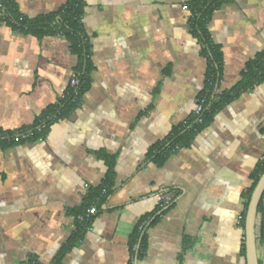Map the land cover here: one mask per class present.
Returning <instances> with one entry per match:
<instances>
[{"label": "crops", "instance_id": "obj_1", "mask_svg": "<svg viewBox=\"0 0 264 264\" xmlns=\"http://www.w3.org/2000/svg\"><path fill=\"white\" fill-rule=\"evenodd\" d=\"M192 0H86L90 89L47 136L0 149V264H52L92 189L113 185L93 230L59 264H247L251 175L264 158V82L226 105L193 142L159 165L150 152L187 122L207 60L191 33ZM67 0H16L30 19ZM224 53L220 91L264 52V0L223 4L209 25ZM78 57L61 35L0 24V128L18 130L63 98ZM174 196L165 206L162 196ZM146 223L145 254L131 241ZM264 249L259 255L262 258Z\"/></svg>", "mask_w": 264, "mask_h": 264}, {"label": "trees", "instance_id": "obj_2", "mask_svg": "<svg viewBox=\"0 0 264 264\" xmlns=\"http://www.w3.org/2000/svg\"><path fill=\"white\" fill-rule=\"evenodd\" d=\"M233 0H192L188 3L190 11L189 26L191 33L201 46V55L207 60V72L205 76V87L199 95L198 101L205 98L204 110L201 114L203 121L197 122L198 116L193 112L191 118L175 129L166 140L159 142L150 152V156L162 165L172 154L183 147L189 146L196 136L207 128L226 105L237 99L241 94L248 92L257 85L264 82V52L256 56L255 59L247 63L241 80L231 89L220 91V84L223 76L224 53L222 46L218 44L210 31L209 25L214 13L225 3ZM5 16L0 14V24H7L16 33H33L42 38L48 35H61L69 43L73 54L78 57V62L74 72L78 74L79 86L72 88L69 86L65 96L56 104L49 106L35 122L18 130H3L0 128V149H8L25 141H38L44 139L51 126L61 119L69 116L77 109L82 101L84 94L90 89L92 83L91 74L95 69L92 60L91 39L84 25V15L86 0H67L66 4L58 12L30 19L19 9L16 0H4ZM2 9H0V13ZM77 89V92H76ZM24 135L26 137L24 138ZM264 173V158L259 161L257 167L251 175L252 186L247 190L246 209L242 217V227L245 230L246 212L251 200L252 193ZM112 175L107 177L104 185L92 189L86 196L83 209L96 203L100 205L106 198L113 185ZM107 189V194L103 190ZM76 215V217H77ZM76 231L59 257L52 264H59L61 259L78 243L86 234V225L77 220ZM146 228V226H145ZM145 229L139 227L132 238L131 250L136 245L137 252L134 259H139L145 254L146 235ZM258 246H264V197L258 208ZM246 255L245 248L243 249ZM25 264H42L35 257H30Z\"/></svg>", "mask_w": 264, "mask_h": 264}, {"label": "water", "instance_id": "obj_3", "mask_svg": "<svg viewBox=\"0 0 264 264\" xmlns=\"http://www.w3.org/2000/svg\"><path fill=\"white\" fill-rule=\"evenodd\" d=\"M264 197V173L260 177L246 212L245 218V250L247 264H264V252L262 258L259 255L257 240L258 208Z\"/></svg>", "mask_w": 264, "mask_h": 264}, {"label": "built area", "instance_id": "obj_4", "mask_svg": "<svg viewBox=\"0 0 264 264\" xmlns=\"http://www.w3.org/2000/svg\"><path fill=\"white\" fill-rule=\"evenodd\" d=\"M4 7H5L4 0H0V9H2V12L0 13L1 16L6 15V13L4 11ZM184 8L188 9V6L185 5ZM70 86L72 88L78 89L79 78H78V74L76 72H73V74H72V77L70 80ZM77 89H76V92H77ZM204 102H205V98H203L201 101H198L196 108L194 110L195 115L198 116L197 122H199V123H201L203 121L201 114L204 110ZM25 137H26V135H24V138ZM103 194H105V195L107 194L106 188L103 190ZM173 201H174V196H172L170 194H166V195L162 196V202H163V205H165V206L171 205L173 203ZM98 212H99L98 204L94 203V204L88 206L83 212L78 214L76 217V220L81 224H85L86 230H87V232H89V231L93 230V222H94V219H95L96 215L98 214ZM241 223H242V219H241ZM145 226H146V223L140 224L139 230L143 231L145 229ZM137 251H138L137 246L135 245L131 251L132 252V256H131L132 261H135L133 252L136 253Z\"/></svg>", "mask_w": 264, "mask_h": 264}, {"label": "rangeland", "instance_id": "obj_5", "mask_svg": "<svg viewBox=\"0 0 264 264\" xmlns=\"http://www.w3.org/2000/svg\"><path fill=\"white\" fill-rule=\"evenodd\" d=\"M260 251L264 249V246H259Z\"/></svg>", "mask_w": 264, "mask_h": 264}]
</instances>
